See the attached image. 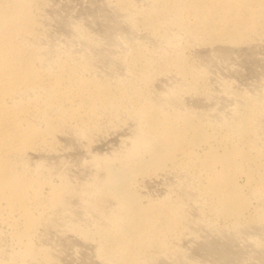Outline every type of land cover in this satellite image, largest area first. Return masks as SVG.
<instances>
[{"label":"bare ground","instance_id":"bare-ground-1","mask_svg":"<svg viewBox=\"0 0 264 264\" xmlns=\"http://www.w3.org/2000/svg\"><path fill=\"white\" fill-rule=\"evenodd\" d=\"M39 1L0 0V231L8 227L14 241L11 250H0V264L53 261L47 246L45 250L37 245L35 238L46 218L45 210L63 207L67 186L46 177L39 169L42 162L30 168L25 161L27 152L40 147L56 150L57 136L68 124L80 138H90L93 131L99 132L101 115L119 112L134 117L135 130L122 139L121 150L112 158L92 155L91 166L102 168H97L90 182L93 201L89 207L101 212L102 219L93 230L80 229L85 238L98 242L95 252L102 264H144L155 257L154 251L170 252L172 238L177 240L183 231V204L178 199L146 198L138 192L141 177L151 170L187 175L209 213L226 223L241 229L264 224V90L236 94L231 106L226 103L228 108H216L211 116L181 108L173 98L147 99L136 80H148L152 58L146 47L135 45V37L116 35L112 39L123 47L127 77L110 80L88 75L85 56L67 57L68 51L63 52L66 58L51 60L47 46L38 43L42 36ZM111 5L134 29L142 28L171 45L173 26L199 43H237L264 35V0H151L147 7L133 0H111ZM76 34L84 42L95 40ZM161 61L183 83L181 89L202 90L204 79L184 50L167 53ZM172 93L169 97L175 96ZM253 198L261 205L255 211L251 210Z\"/></svg>","mask_w":264,"mask_h":264},{"label":"rangeland","instance_id":"rangeland-1","mask_svg":"<svg viewBox=\"0 0 264 264\" xmlns=\"http://www.w3.org/2000/svg\"><path fill=\"white\" fill-rule=\"evenodd\" d=\"M133 1L140 7H147L151 0ZM39 4L37 9L39 8V11L42 10L39 19L40 33L42 32L40 35L42 36H40L38 43L44 48L47 46L48 50L46 48V51H50L48 57L50 58L51 56L49 55H52L51 60L66 58L65 53L68 51L67 57L72 55L85 56V58H82L89 67V74L86 71V75H99L98 77L101 79L110 80L118 79V76L119 78H125L127 70L125 68V53L122 46L112 43V39L116 35L135 37L137 39L134 41L135 45L146 47L147 49H143L148 54L150 53L149 56L152 58L149 69L150 74L147 80L149 83L147 81L144 82V80H138L139 82L136 80V86L138 85L137 87L142 90L143 97L149 96L147 99L152 98L161 102L160 98L162 97L173 98L174 102L177 100L176 103L181 108L192 111L194 109L195 112L201 113L202 116H211L217 110L216 108L226 109L231 106L241 92L245 91L253 94L260 91V89L264 90V35H253L250 37L251 39L247 37V39L245 38L237 43H199L200 41H191L182 30L173 26V29H170L173 30V34H169V39L172 40L171 45L166 43L167 41H163L161 37L150 36L142 28L134 29L127 17H122L121 13L111 7V0H40ZM134 16L139 18L138 14L137 16L134 14ZM174 28L179 32L177 30L176 32ZM77 31L79 34L83 33V35L86 34L85 36L94 37L96 43L95 40H93L94 42L87 40L88 42L85 41L86 44H83L85 42L78 39ZM182 36L185 37L182 38ZM174 44L177 48L174 47ZM179 50L182 52L184 50L185 56L190 61L192 60L191 62L204 79L202 90H200L201 92L198 91L199 93L197 91H189L188 88L181 89V87H185L182 86L183 83L179 82L175 72L166 69L163 61H161L167 53L168 55H173ZM179 84H181V87ZM225 89H229L235 95H230V92L228 94ZM172 90L176 94L173 97H171L172 95L169 97ZM164 93L168 94L164 95ZM229 102L232 103L230 104ZM101 116L99 118L101 125L99 132L93 131L90 138L81 136V139L77 131L69 127L70 124H68L65 125L67 131L64 128L63 132L61 131L57 136V142H59L56 150L58 152L56 150L52 151L49 147H42L43 149L40 147L37 150L27 152L28 154L25 157V161L30 168L31 166L35 167V163L42 162L41 165L45 170L42 166L39 169L46 177L49 175L48 178L53 179L57 183H63L64 181L67 186L65 184L66 188L63 186L67 191L65 192L67 193L64 198L65 202L62 204L63 207L60 204V206L55 207L56 210L54 208L53 210L52 208L45 210L44 217L46 218L44 220L48 221L46 223L44 220L41 222V225L45 224L42 225L43 227L41 225L38 227V233L35 238L37 245L41 247L47 246V250L45 247L44 249L47 252L50 251L49 253L53 256L52 264H102L103 262L97 252H95L98 242L94 243L95 240L88 237L85 238L80 232L82 227L93 230L97 224H101L100 219H102L100 217L101 212L92 210L89 207L93 201V197L89 195V185H91L90 182L97 170L102 168V166H91L94 165L92 164L93 161H91L92 155L112 158L113 154L119 153V149L122 148L123 144L122 139L130 137L134 133L136 121H134V117H129L130 115L127 116L124 112ZM151 171H149L150 175L147 174L141 177L136 187L138 192L146 198L162 199V197L167 196L172 201L178 199L181 204L178 201L175 202L180 205L183 204L181 210L183 211L182 215L184 214V220L182 219L184 228L177 240H175L176 237L172 238L170 252L154 251L152 255L155 257L152 256L153 258L151 257L150 261L146 260L144 264H264V227L261 226L264 224L262 222L253 223L251 226L243 227L244 229L237 227V224L232 222L226 223L222 218L209 213L204 201L197 194V189L193 188L196 187V184L193 180H188L189 177L187 175L177 172L170 173V171L165 172V170L161 169L160 171ZM180 176L184 177L182 178L184 182ZM68 191L71 192L69 193ZM257 201L256 198L251 200V204H253L251 205V210L260 209L261 205L258 203L260 201ZM105 205L109 206L110 202L105 203ZM262 207L261 209L264 210V205ZM202 209L205 210V214ZM106 210L107 208H105ZM203 221L206 222L204 223ZM3 227L4 229L0 231V234H2L0 235V250L9 251L13 248L14 241L10 235V229L6 226Z\"/></svg>","mask_w":264,"mask_h":264}]
</instances>
